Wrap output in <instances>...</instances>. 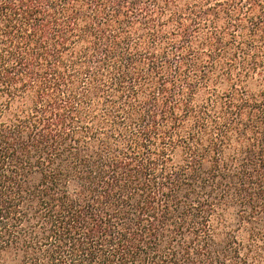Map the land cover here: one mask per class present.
Here are the masks:
<instances>
[{"label": "trees", "instance_id": "1", "mask_svg": "<svg viewBox=\"0 0 264 264\" xmlns=\"http://www.w3.org/2000/svg\"><path fill=\"white\" fill-rule=\"evenodd\" d=\"M0 264H264V0H0Z\"/></svg>", "mask_w": 264, "mask_h": 264}]
</instances>
